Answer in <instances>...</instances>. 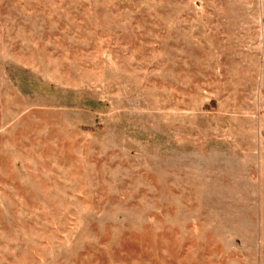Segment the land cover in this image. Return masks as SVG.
I'll list each match as a JSON object with an SVG mask.
<instances>
[{
  "label": "rangeland",
  "instance_id": "obj_1",
  "mask_svg": "<svg viewBox=\"0 0 264 264\" xmlns=\"http://www.w3.org/2000/svg\"><path fill=\"white\" fill-rule=\"evenodd\" d=\"M0 264H264V0H0Z\"/></svg>",
  "mask_w": 264,
  "mask_h": 264
}]
</instances>
